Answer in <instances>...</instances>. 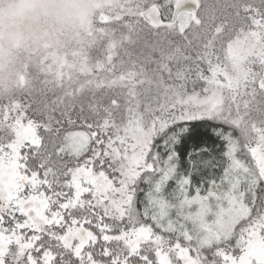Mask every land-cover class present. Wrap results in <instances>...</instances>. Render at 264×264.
<instances>
[{
  "label": "snow or ice",
  "instance_id": "6c2138e0",
  "mask_svg": "<svg viewBox=\"0 0 264 264\" xmlns=\"http://www.w3.org/2000/svg\"><path fill=\"white\" fill-rule=\"evenodd\" d=\"M105 3L0 93V264H264V0Z\"/></svg>",
  "mask_w": 264,
  "mask_h": 264
},
{
  "label": "rangeland",
  "instance_id": "374dc122",
  "mask_svg": "<svg viewBox=\"0 0 264 264\" xmlns=\"http://www.w3.org/2000/svg\"><path fill=\"white\" fill-rule=\"evenodd\" d=\"M92 1L0 0V93L11 90L30 63L53 55L71 61L82 51L93 23ZM101 5L105 0L93 6Z\"/></svg>",
  "mask_w": 264,
  "mask_h": 264
},
{
  "label": "trees",
  "instance_id": "16d2710c",
  "mask_svg": "<svg viewBox=\"0 0 264 264\" xmlns=\"http://www.w3.org/2000/svg\"><path fill=\"white\" fill-rule=\"evenodd\" d=\"M97 0H93L92 3L90 4V9H91V14L90 16L92 15V20H93V23H92V26H91V29H90V32L87 31V34L85 33L86 36L85 37V40H83V45L81 44L80 46L83 47V50L91 43L93 37L91 35L92 32H97L98 30L96 29V26H95V21L97 19V17L101 14H103L105 11H106V5H101L99 6L98 8L95 7L94 8V3L96 2ZM72 46H74V43H72ZM41 60V59H39ZM38 62V61H37ZM37 62H33V63H30L27 67V70L26 72L28 73L30 69H34L37 65Z\"/></svg>",
  "mask_w": 264,
  "mask_h": 264
}]
</instances>
